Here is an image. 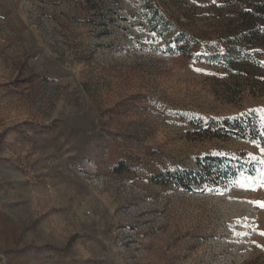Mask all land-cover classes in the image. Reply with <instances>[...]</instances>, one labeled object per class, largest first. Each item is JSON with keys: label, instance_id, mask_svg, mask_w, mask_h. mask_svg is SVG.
<instances>
[{"label": "rangeland", "instance_id": "obj_1", "mask_svg": "<svg viewBox=\"0 0 264 264\" xmlns=\"http://www.w3.org/2000/svg\"><path fill=\"white\" fill-rule=\"evenodd\" d=\"M261 204L264 0H0V264H264Z\"/></svg>", "mask_w": 264, "mask_h": 264}, {"label": "trees", "instance_id": "obj_2", "mask_svg": "<svg viewBox=\"0 0 264 264\" xmlns=\"http://www.w3.org/2000/svg\"><path fill=\"white\" fill-rule=\"evenodd\" d=\"M240 11V13H241V10H239ZM254 12H255V14H261V11H257V8L255 9L254 8ZM257 14V15H258ZM260 14H259V16H260ZM151 23V22H150ZM181 35H185L184 33H182ZM184 37V36H183ZM179 41H181L183 44H182V46H178V51H180V52H182V53H186V51H187V49H188V47H189V44H188V42H187V40L185 39V38H178L177 39V43L179 42Z\"/></svg>", "mask_w": 264, "mask_h": 264}, {"label": "snow or ice", "instance_id": "obj_3", "mask_svg": "<svg viewBox=\"0 0 264 264\" xmlns=\"http://www.w3.org/2000/svg\"><path fill=\"white\" fill-rule=\"evenodd\" d=\"M240 186H241V187H243L244 185H243V184H241ZM260 206L264 207V204H261Z\"/></svg>", "mask_w": 264, "mask_h": 264}]
</instances>
